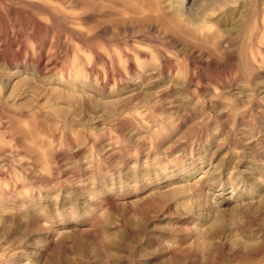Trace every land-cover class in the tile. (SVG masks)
Returning <instances> with one entry per match:
<instances>
[{
  "label": "rangeland",
  "instance_id": "rangeland-1",
  "mask_svg": "<svg viewBox=\"0 0 264 264\" xmlns=\"http://www.w3.org/2000/svg\"><path fill=\"white\" fill-rule=\"evenodd\" d=\"M0 264H264V0H0Z\"/></svg>",
  "mask_w": 264,
  "mask_h": 264
}]
</instances>
